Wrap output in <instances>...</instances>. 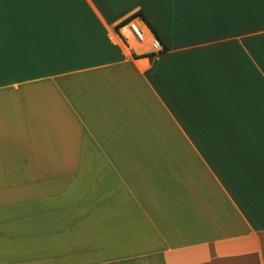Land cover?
<instances>
[{
    "label": "crops",
    "instance_id": "1",
    "mask_svg": "<svg viewBox=\"0 0 264 264\" xmlns=\"http://www.w3.org/2000/svg\"><path fill=\"white\" fill-rule=\"evenodd\" d=\"M136 13L162 54L126 44ZM0 264H264V0H48L6 27Z\"/></svg>",
    "mask_w": 264,
    "mask_h": 264
},
{
    "label": "built area",
    "instance_id": "2",
    "mask_svg": "<svg viewBox=\"0 0 264 264\" xmlns=\"http://www.w3.org/2000/svg\"><path fill=\"white\" fill-rule=\"evenodd\" d=\"M120 29H125L128 32H122V35L129 47H138L141 50L139 55H158L165 51V46L146 24L142 22L141 17L133 18L123 24ZM130 37L134 43L130 42Z\"/></svg>",
    "mask_w": 264,
    "mask_h": 264
},
{
    "label": "snow or ice",
    "instance_id": "3",
    "mask_svg": "<svg viewBox=\"0 0 264 264\" xmlns=\"http://www.w3.org/2000/svg\"><path fill=\"white\" fill-rule=\"evenodd\" d=\"M44 2H48V0H0V37L3 36L6 27L27 24L32 10ZM51 2H63V0H51ZM6 6L14 10L11 19L6 17Z\"/></svg>",
    "mask_w": 264,
    "mask_h": 264
},
{
    "label": "trees",
    "instance_id": "4",
    "mask_svg": "<svg viewBox=\"0 0 264 264\" xmlns=\"http://www.w3.org/2000/svg\"><path fill=\"white\" fill-rule=\"evenodd\" d=\"M136 17H141L143 19V16L141 14H133L132 16H130L129 18L125 19L123 22H121L120 26L118 28H120L123 24H125L126 22L132 20L133 18H136ZM159 38V37H158ZM160 39V38H159ZM161 40V39H160ZM162 42V40H161ZM163 43V42H162ZM136 57H144V56H151V55H137L136 53L134 54Z\"/></svg>",
    "mask_w": 264,
    "mask_h": 264
},
{
    "label": "rangeland",
    "instance_id": "5",
    "mask_svg": "<svg viewBox=\"0 0 264 264\" xmlns=\"http://www.w3.org/2000/svg\"><path fill=\"white\" fill-rule=\"evenodd\" d=\"M119 31L121 32L122 30L120 29ZM124 32H128V31L125 30ZM121 34H122V33H121ZM130 42H131V43H134V40H133L131 37H130ZM141 50H142V49H141ZM141 50L138 49V53L141 52Z\"/></svg>",
    "mask_w": 264,
    "mask_h": 264
}]
</instances>
